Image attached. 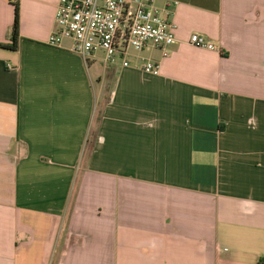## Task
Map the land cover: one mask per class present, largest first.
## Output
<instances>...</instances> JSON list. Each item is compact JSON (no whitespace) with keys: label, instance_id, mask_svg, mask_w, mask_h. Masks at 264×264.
Wrapping results in <instances>:
<instances>
[{"label":"crops","instance_id":"1","mask_svg":"<svg viewBox=\"0 0 264 264\" xmlns=\"http://www.w3.org/2000/svg\"><path fill=\"white\" fill-rule=\"evenodd\" d=\"M19 2L18 48H0V264H264V0H157L170 56L115 63L48 45L59 0ZM15 18L0 0L1 45Z\"/></svg>","mask_w":264,"mask_h":264},{"label":"built area","instance_id":"2","mask_svg":"<svg viewBox=\"0 0 264 264\" xmlns=\"http://www.w3.org/2000/svg\"><path fill=\"white\" fill-rule=\"evenodd\" d=\"M157 0H59L54 30L48 45L60 48L64 40L73 43L72 51L85 60L103 53L108 63L126 62L131 52H142L153 45L170 56L178 43L177 25L171 12L156 7ZM189 44L210 51L218 48L199 34ZM144 71L158 75L160 66L145 63Z\"/></svg>","mask_w":264,"mask_h":264},{"label":"trees","instance_id":"3","mask_svg":"<svg viewBox=\"0 0 264 264\" xmlns=\"http://www.w3.org/2000/svg\"><path fill=\"white\" fill-rule=\"evenodd\" d=\"M14 5H15V13H16V18H15V24L13 27L12 31V41L13 44L11 46H5L0 44V48H11L13 50H16L18 48V41L20 38V2L19 0H14Z\"/></svg>","mask_w":264,"mask_h":264},{"label":"rangeland","instance_id":"4","mask_svg":"<svg viewBox=\"0 0 264 264\" xmlns=\"http://www.w3.org/2000/svg\"><path fill=\"white\" fill-rule=\"evenodd\" d=\"M134 53H137V52L132 51V52H131V55L134 54Z\"/></svg>","mask_w":264,"mask_h":264}]
</instances>
